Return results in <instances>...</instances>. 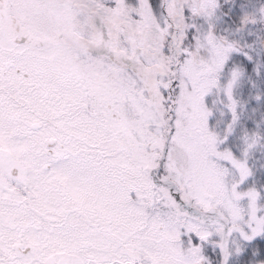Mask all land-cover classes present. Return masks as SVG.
Wrapping results in <instances>:
<instances>
[{"label": "snow or ice", "instance_id": "1", "mask_svg": "<svg viewBox=\"0 0 264 264\" xmlns=\"http://www.w3.org/2000/svg\"><path fill=\"white\" fill-rule=\"evenodd\" d=\"M0 264H264V0H0Z\"/></svg>", "mask_w": 264, "mask_h": 264}]
</instances>
